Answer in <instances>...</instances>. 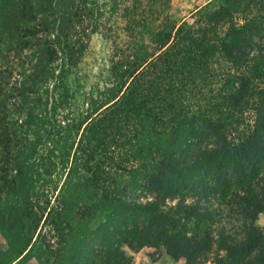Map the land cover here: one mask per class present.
Here are the masks:
<instances>
[{
	"label": "trees",
	"instance_id": "1",
	"mask_svg": "<svg viewBox=\"0 0 264 264\" xmlns=\"http://www.w3.org/2000/svg\"><path fill=\"white\" fill-rule=\"evenodd\" d=\"M170 2L0 0V264H131L143 247L264 264V0H211L190 22ZM115 14L117 89L58 119Z\"/></svg>",
	"mask_w": 264,
	"mask_h": 264
},
{
	"label": "rangeland",
	"instance_id": "2",
	"mask_svg": "<svg viewBox=\"0 0 264 264\" xmlns=\"http://www.w3.org/2000/svg\"><path fill=\"white\" fill-rule=\"evenodd\" d=\"M110 0H99V3L107 4L108 6ZM211 0H171L170 7L168 10V16L175 22L186 21L190 22V13L196 8L199 7ZM120 8V6H119ZM118 9V8H117ZM116 9V10H117ZM115 10V11H116ZM119 14H115L112 18H108V22L105 24L104 28L100 29L97 33L91 34L88 37L85 50L82 57L80 58L79 63L73 69V74L68 77V86L71 90V99L68 101L66 107L59 106L56 110L61 111L56 114V117L60 119V116L64 113V109H69L72 117H77L80 113H83L85 110H89L88 98L92 97L95 99L96 105H101L106 102L114 94L117 89V84L119 83L115 69L112 65V53L114 49L111 43V37L109 35L115 30L114 26L117 28L122 27L123 21L118 19ZM117 23V26L115 25ZM110 28L108 33L104 29ZM118 40H116L118 47H123L125 43V38L120 29H117ZM14 70L12 77L19 81L17 72ZM16 86L18 84L16 83ZM31 94V93H28ZM42 97L55 96V92L50 93V90L47 94L37 93ZM10 96L11 94L5 93V97ZM14 98L17 99L14 95ZM9 101L7 102V108ZM11 103V102H10ZM27 105H24L26 108ZM49 107V105H48ZM47 107V108H48ZM18 109V105L11 109ZM23 108V109H24ZM50 108V107H49ZM83 115V114H82ZM82 117V116H81ZM79 117V119L81 118ZM253 120V112L249 109L243 116L242 121L244 123L251 124ZM101 220V215H95L89 221L90 226H95ZM255 224L262 230L264 233V215L259 214ZM0 248H5V241L0 235ZM132 257L131 264H183L182 259H174L172 256L168 255L163 247L151 248L143 247L135 253L128 252ZM19 264H38L37 261L32 256L25 257Z\"/></svg>",
	"mask_w": 264,
	"mask_h": 264
}]
</instances>
